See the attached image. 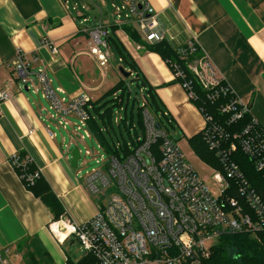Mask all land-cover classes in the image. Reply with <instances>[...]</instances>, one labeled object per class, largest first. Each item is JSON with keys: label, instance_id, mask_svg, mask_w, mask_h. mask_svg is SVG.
<instances>
[{"label": "crops", "instance_id": "obj_1", "mask_svg": "<svg viewBox=\"0 0 264 264\" xmlns=\"http://www.w3.org/2000/svg\"><path fill=\"white\" fill-rule=\"evenodd\" d=\"M85 1L0 0V90L11 93L9 100L0 103V258L7 264H10L8 256L12 248L15 258L22 261L16 244L33 235L38 236L53 262L58 264L50 253L51 246L58 247L52 244L48 231L52 214L10 165L13 154L31 158L64 213L74 223L92 218L101 207L87 192L83 179L72 172V134L68 132V143L64 138L58 141V135L51 130L49 113L36 98L40 92L33 93L32 87L21 82L14 71L12 63L19 53L29 61L37 59L31 71L43 68L53 89L63 92L58 94L60 97L69 100L85 94L90 101L96 96L100 98L101 94H97L105 87L111 89L124 79L119 73L121 67L117 76L110 72L112 57L116 64L122 63L109 47L110 61L104 69L98 68L89 55V31L101 22L108 36L113 34L141 77L154 90L163 112L168 114L172 130L180 131L188 143V139L203 128L200 112L175 82L168 64L158 53L145 51L142 45L135 43L124 28H129L144 42L142 34L133 25L117 23L112 12L103 11L95 0ZM147 2L171 38V49L176 52L177 47L194 39L199 52L213 63L264 130V0ZM52 47L56 48L55 53ZM125 71L131 74L128 69ZM129 78L135 79L132 74ZM32 79L36 85V79ZM110 82L113 83L110 85ZM117 121L116 116L114 122ZM47 129L55 134L54 139L47 137Z\"/></svg>", "mask_w": 264, "mask_h": 264}, {"label": "built area", "instance_id": "obj_2", "mask_svg": "<svg viewBox=\"0 0 264 264\" xmlns=\"http://www.w3.org/2000/svg\"><path fill=\"white\" fill-rule=\"evenodd\" d=\"M107 1L111 2L114 20L133 25L145 43L170 44L171 38L147 0ZM89 37V55L98 68L104 69L110 61L106 42L108 31L99 22L91 28ZM199 49L194 39L177 47V55L186 62V72L173 65V75L175 79H186L187 74L190 75L214 108L213 113L204 107L198 111L203 119L202 140L220 166L212 175L218 185V197L212 194L175 140L160 125L159 117L151 114L143 101V133L133 140L134 145L128 144L130 152L101 155L96 160L99 167L82 177L89 195L101 196L105 204L86 221L74 223L64 213L50 226L60 246L75 237L90 258L86 264H203L211 256L207 243L212 239L264 234V196L252 187L234 160V154L240 151L264 178V130L205 55L190 60ZM51 51L55 53L56 48L52 47ZM36 61L35 58L29 61L19 53L12 65L21 82L32 87L33 93L40 92L47 101L52 111L48 119L59 129L66 131L70 127L73 135L79 136L78 141L84 143L91 138L87 127L89 98L85 94L69 100L60 97L58 94L63 92L53 89L43 68L31 71ZM32 78L36 79V85ZM180 85L189 99L195 98L188 81ZM10 98L9 91L0 90V103ZM161 115L168 118L166 112ZM247 115L250 121L243 123ZM70 118L76 121L70 122ZM46 134L49 139L55 138L49 129ZM98 148L102 149L99 145ZM119 148L116 144L115 150ZM85 156L93 154L86 149ZM9 163L20 171L27 188L40 177L37 168L29 172L33 162L27 156L13 154ZM53 226L65 235L64 242H59ZM68 262L66 257L64 264ZM0 264L7 263L0 258Z\"/></svg>", "mask_w": 264, "mask_h": 264}, {"label": "trees", "instance_id": "obj_3", "mask_svg": "<svg viewBox=\"0 0 264 264\" xmlns=\"http://www.w3.org/2000/svg\"><path fill=\"white\" fill-rule=\"evenodd\" d=\"M124 29L135 43L144 47L145 51L158 53L168 64L172 72L175 71L173 65L180 66V68L186 72V62L179 58L177 53L171 49V46L167 42L148 45L147 43L140 41L136 34H134L129 28L126 27ZM106 42L108 47L120 57L122 63L121 68L124 70L128 69L135 79L144 84L143 87L140 84L135 85L138 87L140 93L142 95L144 94L145 107L151 114L159 117L158 122L166 131L168 130L167 125L173 128L169 118H162L161 114L163 110L156 98L154 90L150 88L141 77L138 68L128 59L113 34H109ZM201 56L202 54L198 51L195 56L190 58V60ZM185 81L190 83L191 89L195 94V98L189 99V101L197 108V110L204 107L210 113H213L214 108L206 100L205 92L194 83L190 75L187 74L186 79H175V82L179 84H182ZM127 87L128 79H123L95 102L92 103V101H90V119L87 127L93 138L105 151L107 156L128 154L130 152L128 144L134 145L133 140L143 133V108L140 106L139 98H137L136 102L139 104L137 127L133 115L135 103L132 101L131 90L129 89L127 91ZM114 108L115 110L117 109V122H114V118L116 117L114 114ZM249 121L250 116H245L243 123ZM115 125H117L118 128H121L122 126L124 127L130 142L122 134V141L118 139ZM116 144H119V150H115ZM188 145L203 163L216 170L220 169L218 160L203 142L201 132L192 138H189ZM20 156L23 157L24 155ZM234 160L239 165L252 187L256 189L259 194L264 196L263 174L257 172L254 168L253 162L240 151L234 154ZM28 169L29 172L32 173L35 170V166L31 164ZM17 172L20 174V171L17 170ZM27 189L35 197L40 198L43 204L50 210L53 222L58 221L60 216L64 214L61 204L42 177H39L34 184ZM256 239L257 238L255 236L253 237L251 234L223 236L219 239L217 247L211 250L210 258L203 264H264V234H260L261 242ZM16 249L17 252L21 253L23 264H55L36 235L19 241L16 244Z\"/></svg>", "mask_w": 264, "mask_h": 264}, {"label": "rangeland", "instance_id": "obj_4", "mask_svg": "<svg viewBox=\"0 0 264 264\" xmlns=\"http://www.w3.org/2000/svg\"><path fill=\"white\" fill-rule=\"evenodd\" d=\"M95 1H96V3H98V7L101 8L103 11L107 10L108 12H112L111 2H109L107 0H95ZM85 2H88V0H86ZM111 62L113 63V67L110 69V72L112 75L117 76L119 74L118 68L121 67V65L116 64L113 57H112ZM107 74H109V72ZM99 78H100V75H99ZM121 78H123V77L121 76ZM131 79L132 78H128L127 91L129 89L131 90L132 101H133V103H135L133 115H134V122H135L136 126L138 127L137 119H138L139 104H137L136 100H137V98H139V103L141 106L143 104V101H144V97H143L144 94L142 95L140 93V91H139L138 87L135 85V83H132V84L129 83L131 81ZM112 83L113 82H110V85ZM109 89H110L109 86L107 88L105 87L104 90L99 92V94H97V95L101 94V96H102ZM36 96L35 97L38 99L39 103L42 105V107L45 108L46 113H52V111H50L48 109L49 105H48L47 101L41 97V93H39ZM97 99H99L98 96L94 97V99L92 100V103L95 102ZM114 111H115V113H117L116 112L117 109L115 110V108H114ZM115 116H116V114H115ZM68 120L70 122H73L72 121L73 119L72 120L68 119ZM115 128H116V132H117V137H118V139H120V141H122L121 134L129 141L128 136H127V132L123 126L121 128H118L117 125H115ZM167 128H168V130L166 131V133L170 137H174V139L177 142L178 148L183 153L185 158L188 160V162L192 165V167L198 173L199 177L205 182L207 187L211 190L212 194L215 197H218V185H216L212 179L213 170H210L209 168H207L206 164L203 163V161H201L197 155H194V152L192 151V149L188 145L187 140H185L183 138L185 136H183V134L180 131H178V130L173 131L169 125H167ZM51 130L58 135L57 138H58L59 142L62 140V138H64L65 141L68 143L69 139H70L68 132H70V134H72V135H70L74 139V145L72 146V148L77 147L80 150V159L78 161V166L76 168H72V172H73V174H76L77 177L80 178L81 180H82V177L86 173H89L92 170H95L99 167V165L96 164V160L100 159L101 155L106 156L105 151L103 149L98 148V145H97L95 139H93L92 135H91L90 139H85L84 143L78 142L79 136L73 135V129H71L70 127H68L66 131L59 129V128H57L56 123L54 121L51 122ZM86 149L91 151L93 156H89V157L85 156V150ZM61 150L64 152L63 148ZM93 157H95L96 159H94ZM92 197L94 198L95 202L98 204L100 203L101 205H104L106 202V200L104 198H101V196H98V197L92 196ZM53 223L54 222L52 220L48 226V231L51 234V237L53 238L52 244L54 246L55 245L58 246V247L51 246L50 253H51L54 261L58 264H64L66 257H67L69 259L68 264H86L87 262H90V258H88L84 254L83 250L81 249V247H80L78 241L75 239V237L70 238L62 246L58 245V243L56 242L52 233L50 232V226H52ZM254 236L255 235H253V237ZM255 237L257 238L256 239L257 241L261 242L260 234L256 235ZM218 243H219V239H212L207 243V245L212 250L213 248L217 247ZM50 258H51V256H50ZM8 260H9L10 264H23V262L20 259L15 258V249L14 248H12V250L8 256Z\"/></svg>", "mask_w": 264, "mask_h": 264}, {"label": "water", "instance_id": "obj_5", "mask_svg": "<svg viewBox=\"0 0 264 264\" xmlns=\"http://www.w3.org/2000/svg\"><path fill=\"white\" fill-rule=\"evenodd\" d=\"M119 73L124 79H128L131 74L129 72H126L124 69L119 68ZM130 83L140 84L142 87L144 86L143 83H140L139 80H131ZM159 125H156V128L159 129ZM80 159L79 149L77 147H74L71 151V160H70V166L71 168H76L78 165V161Z\"/></svg>", "mask_w": 264, "mask_h": 264}, {"label": "bare ground", "instance_id": "obj_6", "mask_svg": "<svg viewBox=\"0 0 264 264\" xmlns=\"http://www.w3.org/2000/svg\"><path fill=\"white\" fill-rule=\"evenodd\" d=\"M52 231H53V233H54L55 235H57V237L59 238V242H60V243H62V242L65 241V236H64V234L59 233L58 230H56V227H55V226L52 227Z\"/></svg>", "mask_w": 264, "mask_h": 264}]
</instances>
